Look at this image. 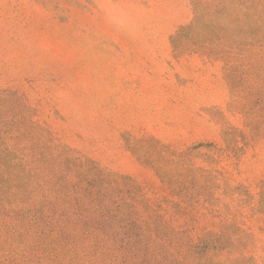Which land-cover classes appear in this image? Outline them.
I'll list each match as a JSON object with an SVG mask.
<instances>
[{
	"label": "rangeland",
	"instance_id": "1",
	"mask_svg": "<svg viewBox=\"0 0 264 264\" xmlns=\"http://www.w3.org/2000/svg\"><path fill=\"white\" fill-rule=\"evenodd\" d=\"M0 264H264V0H0Z\"/></svg>",
	"mask_w": 264,
	"mask_h": 264
}]
</instances>
